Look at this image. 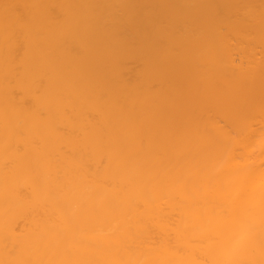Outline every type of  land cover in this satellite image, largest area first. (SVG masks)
Here are the masks:
<instances>
[{"label":"bare ground","instance_id":"obj_1","mask_svg":"<svg viewBox=\"0 0 264 264\" xmlns=\"http://www.w3.org/2000/svg\"><path fill=\"white\" fill-rule=\"evenodd\" d=\"M0 264H264V0H0Z\"/></svg>","mask_w":264,"mask_h":264}]
</instances>
